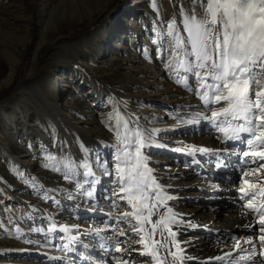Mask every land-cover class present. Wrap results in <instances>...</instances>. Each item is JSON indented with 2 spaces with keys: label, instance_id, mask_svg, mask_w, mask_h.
<instances>
[{
  "label": "rangeland",
  "instance_id": "rangeland-1",
  "mask_svg": "<svg viewBox=\"0 0 264 264\" xmlns=\"http://www.w3.org/2000/svg\"><path fill=\"white\" fill-rule=\"evenodd\" d=\"M203 4L204 0H0V107L8 114L6 117L0 109V264L40 263L38 252L31 251L28 242L14 244L11 240L21 229L30 235L35 226H45L49 219L64 217L67 210L78 205L71 204L72 198L79 189L88 190L93 178V168L86 165L81 168L80 183L73 179L78 155L89 159L88 155L104 150L113 178L108 184L101 181L100 187L115 191L120 197L128 195L120 191V176L124 175L127 181L131 171L118 151L124 125H139L137 131L149 138L148 146L142 149L149 164L160 167L165 162L168 154L161 144L170 138L166 134L174 128L160 127L154 120L159 117L170 120L175 116L174 108L164 98L154 100L149 95L156 92L153 85L158 78L172 87L190 89L191 97L200 98L197 90L202 93L204 89H200L197 78L180 67V57L172 55L174 39L168 35L167 25L175 20L180 35L187 39L184 14L192 11L202 14ZM131 56L136 57L134 64L129 62ZM191 59L194 57L185 58ZM149 68L156 70L152 71L155 79L139 74V69L149 71ZM181 77H186L187 82L177 83ZM97 90L101 97L95 103L92 98L98 95ZM222 105L226 103L216 104V108ZM24 123L33 131L36 143L32 151L24 144L25 134L20 136ZM206 123V127L203 124L192 128V134L204 138L209 126L219 125L212 117ZM179 132L186 140L191 137L187 129L181 128ZM241 134L249 138V134ZM124 135L135 136V133ZM41 137L58 147H46ZM242 151H248L244 143L239 144L235 153L227 155L231 160L238 159ZM173 157L179 158L174 154ZM191 158L194 160L186 172L213 173L212 165L201 155ZM118 165L125 171L116 177ZM89 170L91 175H85ZM244 170H234L236 180ZM215 172L229 175L223 169ZM170 174L165 171L157 176L167 181L165 177ZM150 178L145 175L149 182ZM222 186L218 187L213 209L224 205L220 197ZM120 197L119 208L126 206L132 211L127 199ZM191 198L204 208L210 205L204 193ZM99 199L102 205L107 201L103 195ZM182 201V205L192 206V201L186 198ZM84 205L91 208L90 201ZM68 220L76 222L74 216ZM127 221L128 224L119 223L118 228L136 226L132 217ZM200 227L196 225L190 232L192 241L201 239L197 233ZM235 230L234 227L228 232ZM204 240L207 241L206 236ZM160 257L168 260L166 264H172L169 256ZM69 258L62 256L60 262L76 264L71 258L67 263Z\"/></svg>",
  "mask_w": 264,
  "mask_h": 264
},
{
  "label": "bare ground",
  "instance_id": "bare-ground-1",
  "mask_svg": "<svg viewBox=\"0 0 264 264\" xmlns=\"http://www.w3.org/2000/svg\"><path fill=\"white\" fill-rule=\"evenodd\" d=\"M135 61L136 57L131 56V58H129L130 64H134ZM138 71H140V75L148 77L149 79H155L154 74H152V71L153 73L156 72L155 69L150 70L149 68V71L151 72L150 74L146 69H139ZM158 75L159 74L156 76ZM156 79L155 85H153V90L156 92L149 95L151 96L150 98L154 97V100L164 98L165 103H169V105H172L174 108L172 109V113L175 114V116L170 120H164L160 117L157 119L155 118L154 123L160 125V127L164 125V127H172L174 129L167 132L168 134L166 135H170V138L164 139L161 144L165 147L166 154H168L166 156L167 158L164 159L165 162L160 164V167H155V164L152 163L151 165V163L149 164L146 160H144V163L147 165V168L152 170L151 177L156 181H159L160 186L168 187V189H163V193L174 198L167 200L164 207H158V210L153 211L151 217L152 221L154 222L160 219L162 215H166V222H168L173 231L177 233L175 239L179 241L180 247L184 249L183 255L185 257L193 258L191 260L185 259L183 264H261V262L264 261V258L259 257V249H257V256L254 257L253 261L240 260L241 256L250 253L251 247L250 245L244 244L243 248L245 251H233L232 244L234 243L233 238H239L241 241H244L253 238L255 235L253 228L251 227L250 230H246L248 226H244V223H249V225L251 224L255 226L258 218L257 213L243 207L247 198L241 199L242 193L239 189L244 182V173L255 169L259 163H264V161L257 160L253 163V158L249 156L247 161L242 162V159L239 158H244L242 155L243 151L239 152L238 159L233 158V160H231V158L228 157L227 153H235L238 150L239 144L242 143L247 146L248 151L252 150L246 143L248 136L240 134L242 137L241 140H229L225 134L219 130L221 127L229 128L228 122H231L232 127L241 123V121H233L231 118L227 120L228 116L219 117L217 119L219 125L209 126L210 130L209 132L207 131L208 134L204 136V138L195 137L192 134V128L196 129L203 124L206 127L207 119L211 118V111L220 110L221 107L216 108V103H211L206 106L201 99L198 98L199 96L191 97L189 95L191 92L190 89H178L165 84L162 82V79H160L161 81H159L158 78ZM96 92L98 95H93L92 100L93 102L98 103L101 94L99 90ZM226 106L227 104L224 106L222 105V107ZM0 109L7 117L8 114L5 108L1 106ZM207 113H209V115H207ZM27 126V123L23 124L21 128L24 132L22 131L23 134L20 136L25 134L24 144L30 149V151H32L34 150L32 147L35 146L34 144L36 142L32 136L33 131L28 130ZM124 126L125 129L123 128L122 144L121 147L120 145L118 146V151L119 154L127 160L126 165L131 166L130 170L135 171L131 162L133 161L135 164V153H132V156L127 155V153L132 152H130L129 149L134 150L136 147L134 143L135 136H125L124 133L134 134L139 131L140 127L139 125H136L135 127L130 125ZM181 128L187 129L188 136L191 137L187 140L183 138L184 136L181 137L182 135L179 132ZM14 130H16V128ZM228 135H233L231 129H229ZM41 138L46 147L51 146V149H56L58 147L54 142L48 143V140L44 137ZM201 148L206 151H193V149ZM173 154L174 156L177 155L179 158L173 157ZM81 155H78V158H76L78 160L75 163L76 171L73 179L76 178V182L78 181L80 183L83 176L80 171L81 168L83 169L86 165H89L87 168H93V178L92 185H90L88 190L84 188L79 189L76 192L77 195L72 198L73 202L71 204L75 205L77 203L78 205L73 206L72 210H67V212L64 213V217L56 220L49 219L46 221L45 226H35V230L30 235H26L22 229L21 231L19 230L20 233L18 232L19 234L16 237H13L11 241L14 244L28 242L31 251L35 250L38 252L37 255H39L38 258L40 263L66 264V262H60V258L62 256H68L75 261L76 264H117L118 259L121 256H124L125 259L131 260V264H150L151 257L149 256H141L138 252L125 254L115 251V246L118 241H124L122 248L125 249L130 247H142L138 244L130 245L128 243L129 240H138L139 235L131 232V228L134 227V225H128L126 228H118L119 223L121 222L128 224L127 219L121 218V214L130 210H128L126 206L119 208L121 204L119 199L120 194L115 191L111 192L109 189L106 191L103 187H100L101 181L104 180L108 184V182H111V178H113L109 172V164H107L108 162L104 150L95 151L92 155H88L90 160L85 159V156ZM191 155H201L207 164L210 163L212 165L214 171L223 169L227 171L229 175L221 176L218 172L214 173V171L213 173L209 172V174L205 173L204 175L200 174V171H196L195 173L187 170L186 172V169H189L194 160L191 158ZM174 169H177V171L174 172ZM242 169H245L244 172L241 173L236 180L237 175L234 173V170L239 171ZM141 171H144V169H141ZM165 171L170 172L171 174L168 175L169 177H165L167 181H161L162 173ZM115 173L117 177L118 172ZM145 175L149 177L147 173H145ZM231 177H233V179H231ZM249 179L253 182H257L256 176H251ZM220 185H223L221 187V193H223V195L220 197L223 199L224 205H219L213 209ZM261 186H264V184L258 183V188ZM152 187L153 191L148 193V195L155 196V186L153 185ZM104 191H106L107 194H104ZM88 193H91V195ZM202 193L209 198V201H207L210 204L208 205V208L196 204L194 201L195 199L191 198L200 196ZM102 195L107 199L104 205H102L101 200L99 199ZM184 198L192 201V206H188V204L187 206L184 204L182 205V199L184 200ZM255 199L257 202L255 207H259L261 203H264V201L261 200L258 191ZM87 201L91 202V208H87L84 205ZM168 208L172 209L171 214L167 213ZM261 212H264V209H261ZM144 215H147V210H144ZM71 216H74L76 222H69L70 220L68 219ZM85 216L90 217L84 218ZM172 216L175 217L176 223L171 224ZM190 225L201 226L197 232L199 234L198 236H201V239L198 242L192 241L191 239L190 232H192L194 226ZM144 227L150 232L152 225L145 222ZM234 227L236 228L235 231H232L231 233L228 232ZM65 228L68 230L65 231ZM120 229H123L128 235L123 237L118 236L117 232ZM164 236L168 237L167 231H164ZM204 236L207 237V241L204 240ZM159 238L158 229L156 239ZM82 240L85 242H82ZM169 240H171L170 237ZM169 249L178 252V249L171 247V245H169ZM229 251H232L233 255L225 257L222 261L209 260L210 257L222 256L225 252ZM166 252V249H160V255L166 256ZM90 255L94 257L91 256V259L89 257ZM70 258L67 259V263L71 260ZM168 258L172 261L171 256ZM177 264H179V262H177Z\"/></svg>",
  "mask_w": 264,
  "mask_h": 264
},
{
  "label": "snow or ice",
  "instance_id": "snow-or-ice-1",
  "mask_svg": "<svg viewBox=\"0 0 264 264\" xmlns=\"http://www.w3.org/2000/svg\"><path fill=\"white\" fill-rule=\"evenodd\" d=\"M183 24L187 39L180 35L175 20L167 25L168 35L174 39L173 57H180V67L197 78L200 89H204L202 93L197 91L206 106L210 103L227 104L220 110L211 111L213 119L231 116V120L241 121L235 127L228 122L229 128L221 127L219 130L229 140H241V133L249 134L250 138L246 139V143L252 150L243 151L245 161L249 156L253 158V163L257 160L264 161V0H204L202 14L198 15L195 11L185 13ZM186 57L194 59L185 60ZM209 80L212 83H208ZM186 82V77L177 81L180 84ZM229 129L233 133L231 136L228 135ZM147 139L149 138L142 133H135V171L128 173L127 181L124 175L120 176V191L128 193L126 197L120 198L127 199L132 208V211L123 212L121 218L132 217L136 226L131 228V232L139 235L138 240H129L128 243L142 247L125 249L122 248L124 241H118L115 251L125 254L138 252L141 256L151 257L150 264H166V260L160 257V249H166V255L172 257V264H183L185 259L193 258L183 255L184 249L175 239L177 233L166 222V215L154 222L151 219L154 210L164 207L165 202L174 197L164 194L163 188L154 178L150 182L145 179V173L151 177L152 171L144 163L145 157L142 153V149L148 146ZM197 150L206 151L203 148L193 149ZM127 155L132 156V153ZM117 171L123 173L125 170L118 165ZM85 175H91V171ZM251 176H256L257 182L250 180ZM262 178L264 163H259L255 169L244 173V182L239 189L242 193L241 199L247 198L243 207L255 211L258 216L255 226L248 225L253 228V238L244 241L233 238V251H245L244 244L251 247L250 253L241 256L240 260L253 261L257 256V249L259 257L264 258V212H261L264 203L255 207L257 191L264 201V186L258 188V183L264 184ZM153 185L155 196L148 195L153 191ZM144 210H147V215H144ZM167 213L171 214L172 209L168 208ZM145 222L152 225L150 232L144 227ZM171 222L176 223L174 216L171 217ZM158 229L160 238L156 239ZM164 231L168 232V237L164 236ZM117 235L123 237L128 234L120 229ZM169 245L178 249V252L171 251ZM232 255L233 252L229 251L222 256L210 257L209 260L222 261ZM117 264H131V260L121 256ZM261 264H264V261Z\"/></svg>",
  "mask_w": 264,
  "mask_h": 264
},
{
  "label": "water",
  "instance_id": "water-1",
  "mask_svg": "<svg viewBox=\"0 0 264 264\" xmlns=\"http://www.w3.org/2000/svg\"><path fill=\"white\" fill-rule=\"evenodd\" d=\"M17 87H18V85H17Z\"/></svg>",
  "mask_w": 264,
  "mask_h": 264
}]
</instances>
